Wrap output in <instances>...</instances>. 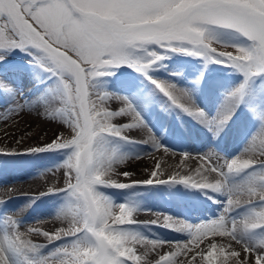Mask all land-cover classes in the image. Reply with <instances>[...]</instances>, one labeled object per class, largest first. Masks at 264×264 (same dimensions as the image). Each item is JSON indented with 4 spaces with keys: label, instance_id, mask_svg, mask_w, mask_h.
I'll return each instance as SVG.
<instances>
[{
    "label": "bare ground",
    "instance_id": "bare-ground-1",
    "mask_svg": "<svg viewBox=\"0 0 264 264\" xmlns=\"http://www.w3.org/2000/svg\"><path fill=\"white\" fill-rule=\"evenodd\" d=\"M13 58L11 61H17V64L0 63V105L9 117L7 120L0 118V213L10 215L5 219L0 216V231H5L8 220H15L25 239L45 245L42 248L50 251L47 257L58 259L61 245L74 237L48 243L43 235L29 230L52 233L70 226L75 208L73 205L66 209L70 195L66 191L40 192L66 185L63 165L71 150H27L44 147L57 135L70 138V129L60 116L51 118L44 113L62 103L61 84L58 75L24 65L31 62L30 58L18 55ZM166 63V69L177 70L181 76L166 78L168 76L162 74V70L155 68L145 74L123 64L109 66L105 75L91 82L95 92L106 97L105 104L110 109L115 111L122 106V101H127L142 120L140 127L126 130L125 136L131 137L130 140L105 137L107 148L115 159L112 167L117 173H132L128 178L122 175L111 178L130 183V186H97V191L114 206L125 204L134 209V219L138 222L124 227L143 238L136 244L137 254L143 257L141 264H156L158 257L164 258V253L179 251L180 246L189 243L187 228L184 231L179 228L209 222L223 215L227 200L233 194L228 189L264 187L260 182L264 177V164L260 163L239 173L227 174L225 188L219 191L181 183L140 182L156 171L158 178L165 180L191 177L194 182L214 183L219 177L209 170V164L218 165L241 156L246 158L254 139L257 152L264 147V134L258 135L264 128V94L260 95L264 88L255 93H249L245 88L243 96L237 99L232 96L241 86L236 77L224 74L222 76L227 79L217 80L214 87L210 85L214 76L203 75L186 57L172 58ZM153 80L174 85L177 103L192 111L199 109L203 115H190L173 104L152 83ZM18 102L19 108L16 107ZM225 116L230 118L223 120ZM118 119L124 123L132 120L127 116ZM218 120L222 122L218 123ZM155 144L160 146L155 147ZM11 151H15L14 154L3 153ZM205 154L211 155L205 157ZM233 198L239 200L240 205L229 211L226 217L229 224H239L264 207V201L256 200V197H251L249 202L246 191ZM65 211L67 216L63 214ZM114 211L118 212V207ZM100 235L113 248L120 244L111 233L101 232ZM249 238L264 239V227L251 230L245 237ZM152 241L166 243H157L154 248ZM213 242L223 244L233 257L245 255L244 246L223 232L218 236L209 234L196 250L207 251L208 244ZM213 253L222 255L223 249L217 250L213 245L210 255ZM125 254V250L118 251V255ZM192 255V252L179 255L174 258L175 264H188ZM9 258L11 264H21L16 253H10ZM192 264H202L201 258L197 256ZM210 264H215V259ZM241 264H251V261L242 260ZM256 264H259L258 260Z\"/></svg>",
    "mask_w": 264,
    "mask_h": 264
},
{
    "label": "snow or ice",
    "instance_id": "snow-or-ice-1",
    "mask_svg": "<svg viewBox=\"0 0 264 264\" xmlns=\"http://www.w3.org/2000/svg\"><path fill=\"white\" fill-rule=\"evenodd\" d=\"M214 26L238 33L249 43L223 46L234 49V52L218 51L209 38V29ZM149 44L165 47L187 45L191 55L222 58L216 62H226L245 77V82L232 94L239 99L244 94L248 79L264 74V0H0V48L31 46L42 53L35 58L36 63L50 65L47 70L58 75L62 99L61 104L46 109L44 113L51 118L60 116L70 129V138L57 135L46 146L27 150H71L63 165L66 185L40 192L66 191L70 195L66 209L75 205L70 226L52 233L41 232L40 229L29 231L43 235L48 243L76 237L70 246L58 250L59 259H33L29 254L38 252L45 245L25 239L15 220H8V231L0 235V264H11L10 253L21 254L25 264H141L143 257L137 254L136 244L143 238L124 227L138 222L134 219V209L125 204L114 206L97 191V186H130V183H120L111 178L112 175L128 178L132 173H117L112 167L115 159L107 148L105 137L130 140L131 137L125 136L126 130L140 127L142 120L127 101H122V106L115 111L110 109L105 104L106 97L96 93L91 82L105 75L109 66L121 63H128L147 74L151 65L163 57L149 52L152 59L139 62L130 58L129 50L146 49ZM152 83L173 104L190 115H203L199 109L192 111L177 103V88L174 85L155 80ZM16 107H20V102ZM122 116L131 117V122H121L118 118ZM228 118L225 116L222 119ZM204 119L207 120L206 117ZM260 134H264V128ZM159 146L155 144V147ZM245 156L218 165L209 164V170L219 177L214 183L194 182L191 177L165 180L158 178L156 171L149 179L140 182L181 183L219 191L225 188L227 174L239 173L256 163L264 164V147L257 152L254 139ZM260 182L264 184V177L260 178ZM228 191L233 194L227 200L224 214L209 222L179 228L181 231L187 228L189 243L180 246L179 251L164 253V258L158 257L156 264H175L174 258L188 252L193 253L188 264H192L197 256L202 264H210L213 259L215 264H232L233 260L235 264H241L242 260H250L251 264H256L258 260L259 264H264V239H245L251 230L264 227V207L239 224H229L226 219L229 211L240 205L234 196L246 191L249 202L251 197L264 201V187L257 189L250 186ZM117 207L118 212L114 211ZM63 214L67 216L66 211ZM101 232L111 233L120 244L115 248L108 245ZM221 232L244 246L243 257H233L223 244L214 242L208 244L207 251L196 250L209 234L218 236ZM152 243L155 248L157 243L166 242ZM213 245L217 250L223 249V254L210 255ZM120 250H125L126 254L118 255Z\"/></svg>",
    "mask_w": 264,
    "mask_h": 264
},
{
    "label": "rangeland",
    "instance_id": "rangeland-1",
    "mask_svg": "<svg viewBox=\"0 0 264 264\" xmlns=\"http://www.w3.org/2000/svg\"><path fill=\"white\" fill-rule=\"evenodd\" d=\"M209 38L212 41V46L216 47L218 51H233L232 48H225L223 46L228 45H247L249 42L244 38L242 35L238 33H234L231 30L223 29L220 27H211L209 29ZM175 48L176 50H172ZM189 46L187 45H181V44H174L169 47H165L162 45H156V44H149L145 48H133L130 49V58L135 61L139 62H146L148 60H151L152 57L148 54L149 52H155L158 55L162 56L163 58L156 61L151 65V67L147 70V73L151 68H155L157 70H162V74L168 76L166 78H175L178 76H181V73L174 69H166L165 65H167V60H170L172 58H178L181 56L186 57V60H190L195 63V66L203 73V75H213V82L210 83L211 86H217V80L225 81L227 79L226 76H221L219 74L225 73L228 77H236V79H239L241 81V84L245 82L244 75L231 65L227 64L226 62H216L217 59L222 58H216V57H208L206 58L203 54L198 55H191L188 52ZM184 49V50H182ZM16 55L23 56L31 59L30 63H24L26 66H31L34 68H37L38 70H41L43 73L45 71L53 75L54 72L47 70L50 68V65H44L41 66L40 64L36 63V57L38 55H42V53L39 52V50L32 48L31 46H26L24 48L20 47H11V48H0V63L2 61L6 62L7 65H13L11 63L17 64V61H11V59H14ZM10 59V61H9ZM127 64L128 63H121L117 66ZM130 66V65H129ZM109 68V67H108ZM140 72V71H139ZM57 75V74H55ZM60 80V79H59ZM95 80L93 79L92 82ZM234 82H232L233 84ZM262 87V88H260ZM246 91L248 92H256L258 89L264 88V74H260L257 76L250 77L247 81V84L245 85ZM61 89V88H60ZM61 93V91H60ZM264 92H260V95H263ZM19 97V96H18ZM0 118H3V120H7L9 117L7 116V113L5 112V109L0 105ZM1 234L6 233L5 231H0ZM76 239V237L70 239L69 241L63 243L61 248L68 247L73 242V240ZM52 250V249H50ZM48 248H41L36 253H30L29 255L33 259H40V258H48L47 253H49ZM17 254V253H16ZM17 257L21 264H25L24 257L21 254H17ZM59 259V258H58ZM111 264V262H110Z\"/></svg>",
    "mask_w": 264,
    "mask_h": 264
}]
</instances>
